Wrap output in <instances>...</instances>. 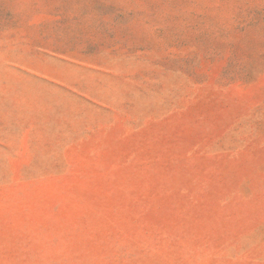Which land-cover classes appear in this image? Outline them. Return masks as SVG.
Returning <instances> with one entry per match:
<instances>
[{"label": "rangeland", "instance_id": "374dc122", "mask_svg": "<svg viewBox=\"0 0 264 264\" xmlns=\"http://www.w3.org/2000/svg\"><path fill=\"white\" fill-rule=\"evenodd\" d=\"M0 264H264V0H0Z\"/></svg>", "mask_w": 264, "mask_h": 264}]
</instances>
